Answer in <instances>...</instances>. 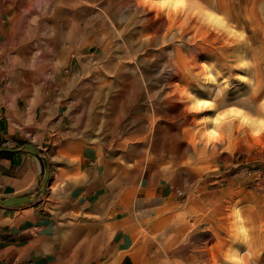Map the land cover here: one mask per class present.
Listing matches in <instances>:
<instances>
[{"label":"crops","instance_id":"obj_1","mask_svg":"<svg viewBox=\"0 0 264 264\" xmlns=\"http://www.w3.org/2000/svg\"><path fill=\"white\" fill-rule=\"evenodd\" d=\"M86 64H71L70 89H47L25 68V0H0V144L33 143L51 169L36 203L0 207V264H147L145 236L175 206H195L201 153L217 147L221 163L236 149L191 143L175 89H81ZM245 100L236 107L252 113ZM43 174L27 150L0 153V197L36 193ZM172 186L193 191L181 198Z\"/></svg>","mask_w":264,"mask_h":264},{"label":"rangeland","instance_id":"obj_2","mask_svg":"<svg viewBox=\"0 0 264 264\" xmlns=\"http://www.w3.org/2000/svg\"><path fill=\"white\" fill-rule=\"evenodd\" d=\"M185 4L168 11L147 0H25V68L40 72L47 89H70L71 64L75 68L79 59L87 61L81 70L88 69L78 78L81 89H175L169 95L174 119L189 125L191 143L209 148V108L193 111V96L211 99L215 117L235 107L264 119V0ZM67 27L75 33L71 42ZM245 99L252 113L236 107ZM213 125L218 140L236 149L221 163L217 147L201 153L206 169L191 198L195 206H175L170 220L145 236L147 264H228L241 254L244 264H264V135L254 138L239 118ZM236 210L250 229L247 245L237 238Z\"/></svg>","mask_w":264,"mask_h":264},{"label":"clouds","instance_id":"obj_3","mask_svg":"<svg viewBox=\"0 0 264 264\" xmlns=\"http://www.w3.org/2000/svg\"><path fill=\"white\" fill-rule=\"evenodd\" d=\"M140 2L145 3L146 0H140ZM147 2L149 3L150 7L160 10L180 11L186 7L185 0H147ZM218 22L222 27L224 26L223 19H218ZM210 106L211 105L209 103L200 100L196 104L192 105V109L193 111H199L202 108L206 109ZM233 118H239L241 121V126H250L251 135L254 138L264 135V119H253L235 107H231L228 110L221 112L215 117L214 123L216 126H220L226 120ZM206 136L209 140V143L219 139L217 131H209L207 132ZM236 213L235 222L238 241L247 245L250 236V229L245 218L239 215V210H236ZM242 255L243 254L240 256H233V258L228 261V264H244Z\"/></svg>","mask_w":264,"mask_h":264},{"label":"water","instance_id":"obj_4","mask_svg":"<svg viewBox=\"0 0 264 264\" xmlns=\"http://www.w3.org/2000/svg\"><path fill=\"white\" fill-rule=\"evenodd\" d=\"M27 150L28 152L37 155L43 159L44 174L41 179L40 187L36 193L24 196H11L6 198L0 197V207L18 208L33 205L36 203L47 191V184L50 178V163L49 159L43 156L38 147L33 143H26L22 147H12L8 145H0V153L2 152H18Z\"/></svg>","mask_w":264,"mask_h":264},{"label":"bare ground","instance_id":"obj_5","mask_svg":"<svg viewBox=\"0 0 264 264\" xmlns=\"http://www.w3.org/2000/svg\"><path fill=\"white\" fill-rule=\"evenodd\" d=\"M207 16L208 18L210 19H213V20H218L214 15L210 14L207 12ZM61 17V16H59ZM72 17V16H71ZM64 18V17H63ZM70 20V19H69ZM74 22V21H73ZM60 23V22H59ZM61 25V24H60ZM60 29V28H59ZM34 30V29H33ZM65 30V29H64ZM54 31V30H53ZM62 31V30H61ZM52 32V31H51ZM64 36L66 37L67 41L71 42L74 40L75 38V33H74V30L71 28V27H67V30L66 32H64ZM56 35V34H55ZM58 35V34H57ZM53 36V35H52ZM65 39V38H64ZM65 43V40L63 41ZM55 47V46H54ZM55 49V48H54ZM30 51V50H29ZM55 51V50H54ZM53 51V52H54ZM56 53V51H55ZM64 53V52H63ZM62 53V54H63ZM61 54V55H62ZM54 56H56L55 54H53ZM57 57V56H56ZM213 69H212V66H207L206 68V75H207V80L208 81H212L214 80V73H213ZM264 87V86H263ZM193 99L194 101L197 103L198 101L200 100H203L204 102L206 103H209L211 106L209 107L208 111L205 113V120H206V123H207V126L206 128L209 130V131H216V128L215 126L213 125V122L215 120V116H214V111L216 109V106L214 104V102L209 99V98H203V97H199L197 95L193 96ZM241 111V110H240Z\"/></svg>","mask_w":264,"mask_h":264},{"label":"built area","instance_id":"obj_6","mask_svg":"<svg viewBox=\"0 0 264 264\" xmlns=\"http://www.w3.org/2000/svg\"><path fill=\"white\" fill-rule=\"evenodd\" d=\"M172 188H174V186H172ZM174 189L179 197L181 198L184 197V192L181 189H176V188Z\"/></svg>","mask_w":264,"mask_h":264},{"label":"trees","instance_id":"obj_7","mask_svg":"<svg viewBox=\"0 0 264 264\" xmlns=\"http://www.w3.org/2000/svg\"><path fill=\"white\" fill-rule=\"evenodd\" d=\"M23 144H25V142H23ZM1 145V144H0Z\"/></svg>","mask_w":264,"mask_h":264},{"label":"snow or ice","instance_id":"obj_8","mask_svg":"<svg viewBox=\"0 0 264 264\" xmlns=\"http://www.w3.org/2000/svg\"><path fill=\"white\" fill-rule=\"evenodd\" d=\"M219 19H222V18H219Z\"/></svg>","mask_w":264,"mask_h":264}]
</instances>
